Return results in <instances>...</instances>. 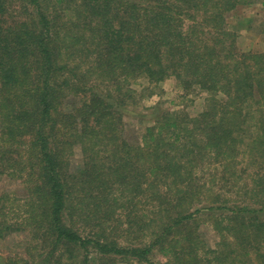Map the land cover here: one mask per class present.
<instances>
[{
	"label": "trees",
	"instance_id": "16d2710c",
	"mask_svg": "<svg viewBox=\"0 0 264 264\" xmlns=\"http://www.w3.org/2000/svg\"><path fill=\"white\" fill-rule=\"evenodd\" d=\"M255 1L0 0V175L26 191L0 196V240L25 237L4 264H89L92 253L264 264V52H239L225 29L226 15ZM169 78L211 92L205 110L164 116L128 142L117 99L98 87L115 84L120 100L132 81ZM245 157L258 173L241 188L258 207L215 195L205 176L219 165L239 195L226 175ZM205 188L215 197L202 209ZM205 211L223 213L208 216L214 246L200 230ZM156 250L165 261L151 260Z\"/></svg>",
	"mask_w": 264,
	"mask_h": 264
},
{
	"label": "rangeland",
	"instance_id": "374dc122",
	"mask_svg": "<svg viewBox=\"0 0 264 264\" xmlns=\"http://www.w3.org/2000/svg\"><path fill=\"white\" fill-rule=\"evenodd\" d=\"M225 29L232 35L231 39L233 38L234 45L239 52H264V0H256L254 4L249 6H238L235 10L226 15ZM237 58V60H240L239 56H237ZM98 89H100L105 95L108 93V95L117 99V102L114 103L116 110L122 115L124 137L132 144L140 141L145 128L155 126L156 121L162 119L164 116L169 115L179 119L185 117L187 119L198 118V116L205 110L208 104V99L211 96V92L201 90L197 85L186 90L180 86L175 78H169L158 85L149 84L142 79L132 81L130 83V89L133 90V93H130L132 96L128 97L124 94L120 100V96H118L120 94L115 91V84H106L105 81L100 87H98ZM260 102L263 103L261 109L264 112V101L260 100ZM248 129L250 130H248V135L253 133L251 128ZM81 159V151L76 148L73 157L74 165L79 164ZM220 168L219 165H215L214 167L211 166V169L205 175L208 176V180L211 179L210 183H212V192L215 195L221 192L226 199L233 201L236 199L242 206L258 207L256 204L261 203V199L257 197L256 193L251 191L245 193L244 188H241L242 185H249L248 187L251 188V190L254 188V180H256L257 176L255 174L258 172L251 159L246 157L238 158L237 164H233L232 167L228 169L227 175L225 174L227 178L232 177V181L237 182V185L240 188L239 195L235 193V188L233 191L227 193V188L224 187L225 183L223 179H218L221 175ZM239 170L242 172L241 174ZM236 171H238L237 174ZM212 173L213 175H211ZM237 175L239 176L236 177ZM257 189L258 188H256V190ZM4 192H9L11 193V196H17L21 199H25L26 197L24 186L18 179L6 175H0V196ZM209 195L210 193L205 188L202 197L203 199L206 197V200L199 204L198 207H201L202 209L209 207V204L206 201L214 199L215 197L213 196L211 198ZM220 199L222 198H219V201ZM213 214L216 216L223 213L222 211L215 213L205 211L198 217V221L201 223L200 230L209 246H214L218 239L216 233L212 231L209 226L210 218H208V216ZM259 215L264 216V212L259 213ZM24 239L25 237L23 235H12L4 240H0V264H4L8 258H13L16 255L21 254L23 247L25 246ZM122 239L123 243H143L140 242V240H138V242L136 239L134 240L132 234H126ZM89 257V264H128L122 257H101L95 253L90 254ZM151 260L154 263H157L165 261V258H162L156 250L154 251ZM52 262H54V259H49L46 263L48 264ZM37 263L38 262H36V264ZM72 264L82 263L79 258Z\"/></svg>",
	"mask_w": 264,
	"mask_h": 264
}]
</instances>
